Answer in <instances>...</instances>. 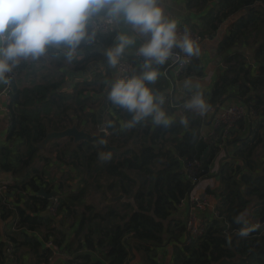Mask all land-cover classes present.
I'll list each match as a JSON object with an SVG mask.
<instances>
[{"label": "trees", "instance_id": "obj_1", "mask_svg": "<svg viewBox=\"0 0 264 264\" xmlns=\"http://www.w3.org/2000/svg\"><path fill=\"white\" fill-rule=\"evenodd\" d=\"M183 2L181 27L197 31L202 42L217 40L218 51L225 52L209 103L240 102L254 113L207 136L201 131L209 123L199 117L188 127L175 123L163 128L150 121L127 127L130 115L110 101L98 111L115 75L110 66L97 65L101 49L112 43V31L101 33L98 47L81 49L72 62L52 51L45 63L22 62L8 86L9 126L6 144L0 145V169L15 178L6 184L11 197L0 196V219L10 222L7 230L0 228V264H13L6 256L7 240L14 246L15 264H23L26 253L32 264H49L53 255L43 245L47 240L68 256L54 264H130L135 255L141 264H161L160 251L166 253L169 244L167 264H264L259 252L264 223L258 225L264 210V0ZM242 46L251 48L254 61L238 49ZM124 58L132 70L139 68L135 56ZM65 65L86 73L87 79L70 76L62 70ZM202 73L201 60L194 58L178 79ZM153 87L165 95L168 110L177 112L181 100L167 92V79L161 76ZM99 117L112 145L130 147L101 160V144L81 141L73 147L63 138L52 140L53 150L39 153L37 145L48 132L73 120L97 132ZM191 158L199 160L202 179L216 180L215 189H206L217 194V214L204 219L202 234L188 240L183 239L185 223L177 216V205L192 188L181 170L182 160ZM35 160L63 169L62 183L48 185L45 169L35 166ZM40 187L45 193L55 190V216L46 213L50 199L39 193ZM118 194L123 199L107 202ZM245 210L255 230L240 238L234 217Z\"/></svg>", "mask_w": 264, "mask_h": 264}, {"label": "clouds", "instance_id": "obj_2", "mask_svg": "<svg viewBox=\"0 0 264 264\" xmlns=\"http://www.w3.org/2000/svg\"><path fill=\"white\" fill-rule=\"evenodd\" d=\"M103 31L114 32L111 46L102 54L117 71L108 82L107 100L130 115L127 127L142 121L163 128L175 123L188 127L193 118L211 111L199 80L184 78L179 85L178 112H170L165 95L153 87L169 62L202 55L201 42L166 10L165 0H0V85L11 84L22 62L42 60L50 51L72 62L81 49L98 47ZM129 51L141 62L138 69L122 75L118 69ZM98 143L106 145L103 139ZM98 156L110 158L105 151ZM234 222L240 225V238L255 230L246 210Z\"/></svg>", "mask_w": 264, "mask_h": 264}, {"label": "built area", "instance_id": "obj_3", "mask_svg": "<svg viewBox=\"0 0 264 264\" xmlns=\"http://www.w3.org/2000/svg\"><path fill=\"white\" fill-rule=\"evenodd\" d=\"M105 32L107 31H103L102 33ZM191 32L195 37L198 38L200 42H202V37L197 31L191 30ZM189 63L190 61L185 62L183 59L179 61H171L169 62L167 67L162 70V77H165L167 79L168 88H172L174 86L176 80L179 77L180 72ZM132 69L133 64L126 58H122L120 67L118 69L120 74H128L132 71ZM114 74L116 77L117 71H114ZM8 86L9 85L4 86L1 91L6 95V99L8 95ZM181 104L182 101L176 105L177 112L181 110ZM253 113L254 112L251 106H246L240 102L229 103L225 106H212L211 111L207 114L211 115V129L207 131L202 130L201 132L202 134H205L207 136H213L221 126L232 128L238 120L243 118H250ZM207 115L205 117L199 118L206 119ZM198 167L199 160L196 158L184 159L181 162V170L184 176L192 184L191 191L187 194L186 197L181 199V201L177 205L178 208L185 207L187 209V218L186 221H184V239L187 238L188 240H191L201 235L204 230V218H202L198 212L210 213L212 216L217 214L215 209L217 200L215 193L207 191L206 186L202 184L203 179L198 175ZM5 191L6 186L0 184V196H3ZM58 204V196L55 195L54 190V195L50 198L49 206L47 207L46 213L50 216H55ZM43 245L52 250L53 256H60L61 259L68 258L66 252L60 249L56 244H54L52 240L45 241ZM13 249V244L9 240H7V246L5 251L6 256L7 258H9L11 263L15 264Z\"/></svg>", "mask_w": 264, "mask_h": 264}, {"label": "crops", "instance_id": "obj_4", "mask_svg": "<svg viewBox=\"0 0 264 264\" xmlns=\"http://www.w3.org/2000/svg\"><path fill=\"white\" fill-rule=\"evenodd\" d=\"M165 4H167L171 7H174L177 10H180L182 12L181 15H177V14L175 15L176 17L179 18V20L181 19V16L183 14H185V10L183 8V6H184L183 0H165ZM123 30H127V29L124 28ZM139 43H140V41L137 40V44H139ZM201 44H202V55H201V57H199V59L201 60L202 65H203V73L201 76H198V77H187V78H192V79H196V80L201 81L204 93H205L206 97H209L212 84L216 80V77L218 76L219 72L222 71L224 68L222 60H223V57L225 55V52L218 51L217 40L215 41L214 39H211V40L206 39L203 42H201ZM109 46H111V45H109ZM247 48L248 47H246V46H242L238 49L242 50L243 53H245V55H248ZM104 49L105 48L101 49V53L103 52ZM79 52H81V51H79ZM129 55L135 56L133 51H129L126 54V56H129ZM44 59L47 61L46 57ZM252 61H254L253 58H252ZM45 62H43V63H45ZM97 65H99V66L108 65L105 62L104 56L101 58V60H99L97 62ZM70 67L71 66L65 65V66H63L62 70L66 71L70 76H76L77 78L87 79L88 75L86 73L85 74H82L81 72L76 73V72L72 71ZM114 78H115V75H114ZM183 79L184 78L177 79L174 86L167 90V92H169L172 95V97H174L175 99H178V100H181V89H180L179 85L182 83ZM3 87L4 86L0 85V145L6 144L7 128L9 126L8 111H7V99H6V95L1 92ZM231 103H233V102H231ZM103 105L105 106V108H102V106L100 104V106H99V108H97V110L100 111V110H104L107 108V94H105V96L103 97ZM87 110H90V109H87ZM100 119H101V117H100ZM206 121L209 124H207V126L203 129L205 131L211 129V123H210L211 115H207ZM82 122H85V121H82ZM14 179L15 178L13 177V175L10 172L2 171L0 169V184L1 185L6 186V183L10 184L14 181ZM215 181L216 180H213V179H203L202 184L204 186L210 185L212 188V187L217 186V183H215ZM60 182L62 183V180H60ZM42 186H44V184ZM5 193L8 195V197H11L13 191L9 192L7 189L5 191ZM215 196L217 198V194H215ZM10 201L13 202V200H10ZM185 209H186L185 207L178 208L177 216L181 215L184 219V216L186 215ZM198 213L204 219L212 217V215L210 213H203V212H198ZM9 227H10V222L3 221L0 219V228H5L7 230ZM75 229L76 228L74 226L70 230V234L71 233L73 234ZM183 239H184V237H183ZM171 246H172V244H169L167 246L166 254L168 252L169 253L171 252ZM164 253H165V251H163V250L160 251V254H164ZM22 258H23V264H32V261H31L32 259H31L29 254L26 253L24 255V257H22ZM59 260H61L60 256L58 257V256L54 255L49 264H54V263L58 262Z\"/></svg>", "mask_w": 264, "mask_h": 264}, {"label": "water", "instance_id": "obj_5", "mask_svg": "<svg viewBox=\"0 0 264 264\" xmlns=\"http://www.w3.org/2000/svg\"><path fill=\"white\" fill-rule=\"evenodd\" d=\"M166 10L172 15H176V14L181 15L182 14V12L180 10H177L176 8L171 7L167 4H166ZM40 61L45 62L46 60L43 58ZM97 127H98L97 132H89L83 126H79V124L76 121H73L71 125L65 127L62 130L50 131L38 143L37 147L39 148V153L43 154L45 152V151L43 152L44 145L47 144L49 141L60 140L63 138L70 139L73 147L76 146V144L81 142V141H84V142L89 143V144H97L98 139H103L106 142V145H102L103 151H105L107 153H110V152L120 153V152H122V151H124L130 147V146H128V147L119 148L115 145H112L107 139L108 133L104 128L103 122H99ZM39 193L43 194L45 197L50 199L54 195V190H51L49 193H45L43 191V188L40 187ZM123 196H124L123 194H118L117 196L109 197L107 202L108 203L116 202L118 200L123 199ZM263 223H264V210H263L262 216L258 219V225H261ZM259 252L261 254H264V248L262 250H260Z\"/></svg>", "mask_w": 264, "mask_h": 264}, {"label": "rangeland", "instance_id": "obj_6", "mask_svg": "<svg viewBox=\"0 0 264 264\" xmlns=\"http://www.w3.org/2000/svg\"><path fill=\"white\" fill-rule=\"evenodd\" d=\"M247 53H248L247 57H248L249 61L252 60V50H251V48H247ZM100 104H101L102 108H105V106L103 105V98H102ZM101 113L102 112H99V114H101ZM73 121H76V120H73ZM101 121H102V118L100 119V117H99V122H101ZM81 126H83V125H81ZM67 140H69V139H67ZM53 142L54 141L51 140L47 144H45L44 145V148H43V152L45 150H48V149L49 150H53L54 149L53 148ZM227 151H229V150L226 148V151L225 152H227ZM48 155L49 156H52L51 153H48ZM33 164L35 166H37V167H41V168L45 169V173L48 176V178L46 179L47 182H48L47 183L48 185H52L53 184L54 187H57V185L60 183V180L62 179V177L65 176V175H63L64 170H62L61 168H58L56 165H53L52 163H50L49 165L45 166L43 162H39V161L35 160ZM6 184H9V183H6ZM212 189H215V187H212ZM90 200H91V198L89 197V201ZM185 212H186V215L184 216V221H186V218H187V210L186 209H185ZM159 255L160 256H163V259H159L160 262H163L161 264H167L169 262V259H170L169 256L171 255V252L170 253L168 252L167 254L164 253V254H159ZM135 257H136L135 260H131V263L130 264H141L138 261V259H139L138 256L135 255Z\"/></svg>", "mask_w": 264, "mask_h": 264}]
</instances>
